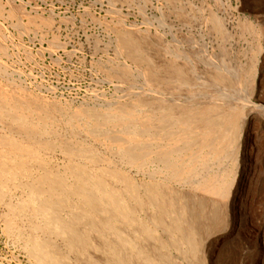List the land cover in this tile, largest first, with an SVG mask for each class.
Instances as JSON below:
<instances>
[{
    "label": "rangeland",
    "instance_id": "1",
    "mask_svg": "<svg viewBox=\"0 0 264 264\" xmlns=\"http://www.w3.org/2000/svg\"><path fill=\"white\" fill-rule=\"evenodd\" d=\"M0 96V139L17 148L14 153L1 143L0 162L14 174L21 161L26 173L17 174V182L27 184L43 174L69 179L65 169L80 163L69 161L61 145L83 146L135 184L156 186L189 208L199 256L167 248L164 254L171 264H264V0H0ZM196 106L213 111L197 116L190 133H201L204 117L232 129L220 119L221 112L237 114L238 131L230 130L232 138L228 135L218 158L208 150L193 165L182 164L184 174L166 171L154 154L138 167L130 166L96 132V127L104 133L145 121L162 130L163 116ZM113 112L117 124L95 120ZM21 116L31 118L34 126H20ZM151 135L146 140L156 137ZM211 136L217 137L215 132ZM8 177H0V264H37L25 242L31 215L14 209L28 200V190ZM136 195L143 207L136 208L138 215L167 243L168 236L152 222L156 212L144 191ZM43 234L37 235L66 251L61 240ZM146 243L159 248L154 241ZM95 252L90 249L88 255L102 258Z\"/></svg>",
    "mask_w": 264,
    "mask_h": 264
},
{
    "label": "bare ground",
    "instance_id": "2",
    "mask_svg": "<svg viewBox=\"0 0 264 264\" xmlns=\"http://www.w3.org/2000/svg\"><path fill=\"white\" fill-rule=\"evenodd\" d=\"M133 53L135 52L132 50L131 55H133ZM171 67L173 68V66ZM174 69H173V72H174ZM177 72H178V75H182L181 69L180 71H177ZM260 106L262 107V105ZM194 108L195 109L187 110L186 113H182L178 115L175 113H170L167 116L166 115L163 116V118H161V121L163 122V128L161 126L159 127V128H162V130H158V129L153 130L152 129L153 126L145 124L146 121L144 123L140 122L141 124L140 125L136 122H130L131 121L130 119V121L128 122L132 124L123 123L124 124L123 126V124L119 123L121 125L120 126L118 125V128L122 127L121 129L124 128V130H118L117 127L114 129L108 128L106 131H104V133L103 132L101 133V129L100 128L97 129L96 127V132L99 131L100 135L105 137L104 139H106L111 144V146L109 145L110 146L109 148L116 150L118 155L115 153L114 154L117 156L120 155L124 160L127 161L128 165L138 167L143 162H147L148 159H150L152 155L154 154L156 155V157L154 156L156 161L159 164H161L166 171L172 172L173 175L174 174L180 175V174L186 173V169H187L184 167L182 168V164H186L188 162L189 165H193V163L202 159L201 157H203V153L205 151L209 150L213 155L217 156L218 158V156L222 153L223 147L227 146V142H228L227 137L230 134L229 133L230 130L233 129L234 131L236 130L238 131V121H237V116H236L237 114H234V113L233 114H226V113L223 114L221 112L220 119L223 120V122L228 121L230 123L229 126L232 125V129L224 128L223 124L221 125L220 123H218L219 121L217 122L216 119H214L213 117H204L203 118L204 121L202 122L204 123V126L202 128L203 131L201 130V133H199L197 136L194 133H190L191 124L195 122V119H197V116L206 115L208 110L210 109V108L202 109L197 106ZM218 108H219V113H220L221 107H218ZM218 108L216 107V109ZM204 110L206 112H204ZM211 110L213 111V109H210L209 112H211ZM232 111L233 110H231V113ZM131 112L128 114L133 115L131 114ZM92 113L91 115H93ZM113 113H110L107 115L106 114L101 115L98 113L99 116L97 117H99V119L96 117L97 119L95 118V120L101 121V119L102 120L104 119V121H102L104 123L106 121L110 123L111 122L116 123L118 121L117 120L118 118L116 117L118 116L112 117L113 115H116L115 113L114 114ZM121 113L120 114L118 113V115H121ZM124 113H127V112H123V114ZM236 113L239 114V112H236ZM96 114L94 116H96ZM86 115L87 116L90 115L89 112ZM12 116H11V119H12ZM21 117L17 118V121L18 123H20V126L21 125L24 127L28 126L30 122H32L34 126L35 122L32 121L31 118L26 117V116L22 118ZM125 118H129V117H125ZM7 119H9V116ZM132 121H135V120H132ZM119 122H123V120ZM225 126L227 127L228 125H225ZM175 127L178 128L177 132L169 131ZM30 129L28 130L29 132L34 130V129L32 130ZM214 132L217 135L216 138L211 136V134ZM151 134H153V136H156V137L153 138L152 140H146L147 138H149L147 136ZM30 135L33 136L31 133ZM200 135L201 136L204 135L207 137H203L204 142H202L200 146H197L199 142L198 137L201 138ZM172 136L177 137L176 140H173ZM210 137L212 138L210 139ZM178 140L182 143L181 145L178 144V142L176 143L174 142ZM1 143L7 144L8 146L7 148L11 150L12 152L17 150L16 146L7 140L0 139V146H2ZM155 144L157 145V147L154 151L153 148H155L154 146ZM229 144L230 143H228V145ZM195 149H196V152L194 153ZM227 149H229V147H227ZM61 151L62 153H64L65 156H67L69 161H75V162L80 163V165H78L77 167L72 166L70 167V169H67L68 167L65 169L66 174L69 175L70 178L74 179L73 183L68 182L70 178L66 179L65 177H60L59 175L56 176V175H49V174L40 175L34 181L27 182V184L22 183V182H17L15 179V176H17V174L24 175L26 173V170H25L26 167H24L21 164V161L20 163L18 162L17 164V167H16L17 171L15 172L13 170L15 172L14 174H11L10 172L11 169L6 163L0 162V177L3 179L5 177L12 175L13 177H10V178L8 177L9 179L7 181L12 180L10 182L17 184L18 187L26 188L28 190V194H29L28 200L24 202L25 204H22L20 206L17 205V207H15L14 209L17 208V211L19 213H25L23 211L27 210L29 213L28 215H31L30 231L28 230L30 233L27 232L28 235L25 238L26 239L25 242H26V246L28 247L30 253L35 258L37 264H171L170 260L167 258L168 255L164 254L167 248L179 250L184 255H188L190 257L199 256L200 242H199V237H198V231L196 229L195 223H193L195 221L191 219V217H193L191 216L192 213L189 210V208L186 206V204L173 201L171 198H169L168 195H166V193L162 192L156 186H153V185L149 186L145 182L144 184H141V183L140 184L138 183L139 185L135 184L136 181L134 183V179L132 180L131 177H128L127 174L125 175L121 170H116V169L111 168L110 164H107L108 161L102 160V158L100 159L99 157H96L97 156L96 152L94 153L96 155L95 156L92 154L91 150L86 149L83 146L79 148H75L71 144L65 142L61 145ZM36 154L37 153H35V155ZM186 155H190V157L188 156L189 159L187 160L184 158ZM86 164L90 165V167H88V165ZM30 165H27V166H30ZM18 168H19V171H18ZM50 170H53V169L51 168ZM34 173H32L31 171L30 175ZM193 174H196V173L193 172ZM215 181H216V178H215ZM221 184L219 186H221ZM206 186L207 185H205V187ZM218 187H217V190H218ZM206 189L211 192L212 188H210V190L209 188H206ZM141 191H144V195L146 196V199L155 209L156 215L152 222L156 224L155 225L157 226L156 228H159V229L161 228L162 231L168 236L169 240L167 243H163L164 241L163 242L160 241V238L157 237L156 235V231H154L150 227L151 225L149 226L148 223L145 222V220H142L140 216L138 215V210L141 209L142 211L143 207L140 205L142 203H140V200H138L136 194H138ZM1 193L3 194V192ZM215 194L219 195L220 192L215 191L214 195ZM126 196H128L129 199L133 202H135L136 200L138 204H135L136 206L134 207L133 205H131L130 201H128L127 199H124ZM9 214L11 215V213ZM152 216L153 215L151 214V217ZM36 218L41 219L42 222L40 223V222H37V220L35 221ZM21 221L22 220H20V222ZM13 224L14 223H12V225ZM8 227H9V224H8ZM39 232L44 233L46 236L47 235L54 236L58 238L59 240H61L63 243V247L66 249V251L63 252L60 248H58L59 246H57V244H54L50 241L51 239L49 240L46 237L40 238L37 235ZM148 241L156 242L159 248L149 247V245L146 243ZM156 243H154V245ZM90 249H95L96 251L95 253L101 255L102 258H99L98 256L97 257L89 256L88 251ZM71 255L76 258L74 259L76 260L75 263H73V261L70 260Z\"/></svg>",
    "mask_w": 264,
    "mask_h": 264
}]
</instances>
